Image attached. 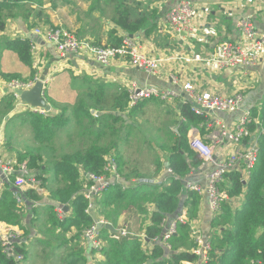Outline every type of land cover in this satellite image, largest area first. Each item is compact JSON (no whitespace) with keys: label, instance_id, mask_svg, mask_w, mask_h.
<instances>
[{"label":"trees","instance_id":"16d2710c","mask_svg":"<svg viewBox=\"0 0 264 264\" xmlns=\"http://www.w3.org/2000/svg\"><path fill=\"white\" fill-rule=\"evenodd\" d=\"M42 2V0H33ZM22 1L0 0V33L6 28V20L11 15L6 13L15 4ZM113 4L115 14L111 23L118 29L129 34H134L147 23L145 15L132 20L127 0H109ZM117 29H112L110 35L113 37ZM122 37H114L111 46L119 45ZM4 49L12 50L31 71L30 78H35L34 53L30 39H8L1 42ZM0 75L7 82L25 81L18 73L0 71ZM67 83L70 92L77 96L73 104H62L57 102L46 90L45 97L52 104L54 113H37L29 111L26 113L27 121L33 127L35 140L42 145L54 137H58L61 129L68 128L69 137H78V142L73 145L70 152L56 153L53 148L45 149L43 146L30 149L19 156V161H25L42 182V187L49 190V200L54 204L49 206L48 220L52 228L41 229L50 239L56 237L61 240L65 233L75 228L77 233L72 240L79 242L82 232L94 224L93 212L89 209L90 199L84 195L85 188L92 184L89 175L107 176L113 173L109 158L116 164V172L121 175L123 166L121 156L117 153L120 140L117 134V122L122 120L117 116V109L128 111L131 115L137 107L130 106V92L117 84H107L99 78L84 74L74 75L67 71ZM113 89L112 91H110ZM118 89L120 91L118 92ZM17 97L8 92L0 96V116H7L16 103ZM165 101V100H163ZM166 102V101H165ZM252 121L249 129L256 133L259 125L264 126V100L260 107H252L250 110ZM181 122L176 140L165 146L168 152L169 166L177 178H172L169 184H156L152 181L131 184L122 187L116 181L111 182L103 190L101 199L96 201L116 227L117 204L124 209L135 207L139 212L147 213V204L151 203L150 223L145 224V238L138 236H120L103 228L100 230L101 237L105 238L106 245L99 251L103 258L95 264H187L199 262V256L193 252L197 243L191 234V222L198 217L201 209L202 197L195 191L186 190L181 180L189 174L193 167L202 164V159L188 140V132L191 126H200L207 121L206 114H196L188 103L179 107ZM259 120V124L255 123ZM1 120V118H0ZM205 134V128L201 130ZM116 135V138L114 136ZM258 159L251 171L250 178L243 180L240 169H230L223 174L225 180L221 187L227 190L229 199L244 194V200L240 207L234 206L233 201L223 200L221 209L212 219V230L209 243L211 250L204 264H264V132H260ZM55 153V154H54ZM50 172L54 178H60V184L48 189L47 182ZM87 173L88 176L85 174ZM124 176V175H123ZM47 186V187H46ZM0 198V221L9 225L18 226L24 219L23 204L18 203L12 194L9 185ZM95 197V198H96ZM25 207L30 201L40 200V194L35 190L23 192ZM187 209L188 221L176 224V233L167 239L170 245L169 253L165 251V245L157 241L163 234V225L167 217L174 215L180 208L181 200ZM24 203V202H23ZM58 204V205H57ZM67 206L70 213L65 218L57 216L56 207ZM110 210V213H107ZM32 223V222H31ZM55 229L59 233L55 234ZM30 230H25L28 235ZM153 243L151 249L145 248V241ZM65 244V243H64ZM63 245V244H61ZM167 255H166V254ZM23 254L27 256L25 243L14 245L13 255L8 256L0 240V264H21L14 255ZM66 264H89L84 249L75 248L66 257Z\"/></svg>","mask_w":264,"mask_h":264},{"label":"crops","instance_id":"0c3cea01","mask_svg":"<svg viewBox=\"0 0 264 264\" xmlns=\"http://www.w3.org/2000/svg\"><path fill=\"white\" fill-rule=\"evenodd\" d=\"M49 1L51 4L46 3L45 0H42V2L26 0L13 5L10 10H6V13L8 14L11 12L12 16L7 18L6 28L0 33V71L18 73L23 79H26L25 77L27 76H31L30 69L20 62L19 59L17 60V55L15 56L11 50L4 49L1 45V42L4 40L28 38L35 46V50L33 51L35 61L32 67V69L35 70V76H39L41 79L47 81V89L57 102H60L59 93L62 84H68L67 76L62 78L67 74V71H72L74 75L87 74L95 78L104 79L107 82H114L117 83V87L120 88L124 87L128 89L129 85L134 82L140 87L171 89L178 93L174 99L170 101L165 100L167 103L175 102L176 104H174L176 106L175 119L179 121L178 127L175 129L176 134H173V139L168 143H164L163 146H158L154 143L156 147L158 146L157 148H159L160 151L156 150L151 163L147 166L142 165L140 162L139 166H133L132 163L125 159L124 149L118 147L117 153L121 156L120 161L123 166L124 172L122 174L124 176L119 172H117V177H115L113 173L107 175L106 177L109 179L110 183L116 181L121 184L122 187L124 186L127 188L131 184L139 183L140 181L169 184L172 178L177 177L174 174L171 175L167 171L170 166L168 152L165 146L172 144L178 135L179 123L181 122L179 107L187 101V94L183 89L184 83L192 81L200 89L219 92L223 95H234L237 92L242 93L244 95V102L239 112L225 114L223 116L219 115L228 127L235 126L243 110H251L252 107L261 105L264 100V51L260 56L257 66L232 70L227 69L223 71H214L210 68L203 67L202 64L165 61L162 66V74L158 77L133 67L128 61L123 59H117L109 65H102L93 60H89L87 56H63L58 53L56 47L45 35L36 33L37 28L64 27L73 31L79 39L83 41L90 40L99 45H109L114 37L118 36L121 38L124 35L130 36V34L122 29H118L115 24L111 23V19L115 14L114 7L112 8V16L109 20L104 21L102 27L93 26L90 29H86L83 22H80L74 15L76 10L67 7L72 5L70 0ZM179 1L180 0H127L126 3L129 5L132 20L143 15L148 19L142 29L132 34V38L140 44L143 52L156 57H169L170 55H185L196 52L208 54L224 40L238 42L241 39L238 24L244 17L251 18L257 29L264 34V0H191L194 8L197 10V14L190 22L188 30L178 34L172 30L167 22L166 12L172 5ZM95 27L99 29L97 32H93ZM112 29H117L113 37L110 35ZM172 75H177L181 80L180 83H172L170 80ZM7 84H9V82L4 80L0 75V89H8L9 86H7ZM55 84L57 86H54ZM58 86L59 89L56 88ZM153 99L159 98L151 97L142 100L145 101L141 104L142 107ZM23 108L21 101L17 99L14 110L26 113L32 111L26 108L23 110ZM136 109L140 108L137 107ZM128 111L129 108L127 111L117 109V116H121L122 119L125 118L124 116L132 118L135 112L129 115ZM7 116H0V157L4 159L17 158L19 160L21 153L17 152L18 150L14 147V144L4 145V142H10L9 137H7L6 124L3 122ZM28 123L30 124V122ZM123 123H128V120ZM198 128L199 126L190 127L188 132L189 143H191L195 137L199 138L200 136V138H202V132ZM199 131L201 132L200 135ZM121 138H123L122 140H127L126 134L122 135L120 139ZM169 138H171V136ZM72 148L73 146L70 147L69 150L56 153L70 152ZM153 148L154 147H152V149ZM232 149V146L228 145L227 148H225V152L220 151L219 156L225 157V154L230 153ZM198 156L200 157L199 154ZM140 168L144 170L141 171ZM213 170L214 166L211 163L206 164L204 160H202V164L193 167L186 177H190L204 184L206 183V175ZM240 171L243 173V165L240 167ZM46 176L49 177L47 182L48 189L59 185V183L56 184V181L57 179L60 180V178H54L53 174L50 172H48ZM6 185H9L14 196L15 187L13 184H9L8 182L2 184L0 182V198L3 191L6 189ZM38 193L41 196L40 200L34 202L30 201L28 207H25V201L21 203L23 204L24 219L20 225L13 226L0 221V235H5L8 230H12L11 227H15L17 231L20 229L23 234L22 242L25 243L26 249L31 251L29 264L35 263V255H38L40 252L45 253L50 251V248L53 247L59 251L57 257H60L59 262L61 264H66V257L70 255L75 248L84 249L89 264H95L100 261L103 256L100 252L91 249V244L88 239L81 236L79 242L77 240H72V236L77 233L74 227L66 232L64 238L61 240L54 237L50 239L48 243H44L51 238L43 231L45 230L44 228H52L48 217L49 206L54 204V202L49 200V190H47V188ZM235 198L242 202L244 200V194L236 196ZM92 200L94 206L96 198ZM184 200V198L181 200V204H183L178 214L182 213V210H185L187 213ZM96 205H98V203H96ZM93 206L91 211L93 212L94 220L103 217L99 205L96 210H94ZM146 206L149 211L143 213L139 212L135 207L124 209L117 204L116 228L119 230L117 235L124 236L121 234V230L126 228L129 232L126 236L135 235L145 238V224L150 223L151 210H153L151 203ZM59 208L64 209L61 205L56 207L55 210L59 218H65V215H67L66 213H70L69 211L63 210L64 214L60 217L57 211ZM173 218L174 216L172 215L165 219L163 233ZM102 219L107 222L109 220H106L104 217ZM212 219V211L206 199H204L201 201V209L198 212V217L195 221L191 222V225L194 229L198 230L203 237L210 238L211 232H214L211 226ZM109 223L113 224L111 221ZM41 229H43V231H41ZM25 230H30L28 235H25ZM59 231V229H55V234L57 235ZM162 244L163 246L165 245L164 242H162ZM152 246L153 243L151 241H145V248L151 249ZM65 252H68V254H65ZM165 252L168 254L167 251Z\"/></svg>","mask_w":264,"mask_h":264},{"label":"built area","instance_id":"2783aa9c","mask_svg":"<svg viewBox=\"0 0 264 264\" xmlns=\"http://www.w3.org/2000/svg\"><path fill=\"white\" fill-rule=\"evenodd\" d=\"M196 14L197 10L191 0H180L167 10L166 19L172 30L180 34L188 30L190 22ZM238 29L241 33V39L238 42L224 40L208 54L196 52L185 55H170L169 57L148 55L143 52L140 44L128 35L122 36L119 45L111 46L99 45L90 40L83 41L73 31L64 27L37 28L36 33L45 35L56 47L60 55L87 56L89 60L102 65H109L117 59H123L128 61L133 67L158 77L162 74V66L165 61L202 64L203 67L214 71L257 66L264 51V34L257 29L254 21L249 17H244L239 21ZM31 47L32 51H34L35 46L33 43ZM37 80L43 79L35 76L34 79L25 81L14 80L9 83V87L11 89L15 87L28 89ZM170 80L174 84H178L181 81L177 75H172ZM43 81L47 82L46 80ZM128 89L130 92V105L151 97L170 101L178 95L175 90L140 87L134 82L129 85ZM183 89L187 94L186 103L190 105L191 110L196 114L205 113L207 116V121L198 128L200 131L205 128L204 136L202 135V138L200 136L199 138H193L191 144L206 164L211 163L214 166V170L206 175V183L204 184L190 177H183L181 180L186 190L195 191L202 197V200L206 199L214 217L220 211L223 200L233 201L234 206L240 207V200L235 197L229 199L227 190L225 188L222 189L221 185L225 181L223 174L230 169H240L243 165V180L247 181L250 178L251 171L258 159L259 134L264 132V126L259 125L256 133L250 131L249 123L253 120L250 110H243L239 120L232 127H228L223 119L219 117V115L237 113L241 110L244 102L242 93L223 95L219 92L200 89L192 81L184 83ZM22 105L24 109L42 113L41 110L27 104L22 103ZM257 107H260V105ZM254 121L259 124L258 119ZM200 131L199 135L201 134ZM228 145L232 146V151L225 154V157H220V151L225 152V148ZM109 163H111L113 168V174L117 177L115 162L109 158ZM167 171L173 175L172 169L169 168ZM85 174L88 176L87 173ZM89 178L93 182L85 188L84 195L92 201L93 198L109 186L110 181L102 175L91 174ZM176 178L179 179V177ZM0 182L2 184L7 182L13 184L15 187L14 197L18 203L25 201L23 198V192L25 191L30 189L37 192L44 191L41 186L42 182L36 173L29 168L25 161H19L17 158L4 159L0 157ZM92 206L93 204L90 202V210ZM63 210L62 208L57 209L60 217L64 214ZM102 218L96 219L94 224L81 234L83 238L85 237L89 240L91 249H96L97 252L101 250L104 243L100 230L104 228L105 223H108ZM187 221V213L182 210V213L171 219L163 235L157 239L161 243L164 242L168 253L170 245L167 244V239L176 233V224L178 222L185 223ZM11 228L12 230H8L5 235H0L1 243L8 256L13 255L14 245L21 243L23 239L20 229L17 231L15 227ZM128 233L126 228L121 230V234L124 236ZM191 234L197 243V247L192 250L199 256V262H189L187 264H204L211 250L209 238L203 237L193 226ZM14 258L21 263L24 260V255L17 254L14 255Z\"/></svg>","mask_w":264,"mask_h":264},{"label":"rangeland","instance_id":"374dc122","mask_svg":"<svg viewBox=\"0 0 264 264\" xmlns=\"http://www.w3.org/2000/svg\"><path fill=\"white\" fill-rule=\"evenodd\" d=\"M108 1L109 0H70V3H72L74 8L72 5L67 7H71L70 9H75L76 11L74 12V15L76 18L80 22H83V25L86 29H90L93 26L102 27L104 21L109 20L112 16L113 4ZM45 2L51 4L49 0H45ZM96 27L93 29V32H97V30H99ZM11 52L16 56L14 51L11 50ZM81 75L83 76L84 74ZM25 78L31 79L30 76ZM99 80L104 81L107 84H117L114 82H107L104 79ZM7 86H9V84H7ZM54 86L57 85L55 84ZM56 88L59 89V86ZM11 90L12 89L10 87L8 89H0L1 96L8 92H12ZM70 90L71 89L68 87V84H62L59 93L60 103H75L78 97L75 96L74 93L70 92ZM112 90L113 89L110 91ZM119 91L120 89H118V92ZM143 102L145 101H139L138 103L134 104L131 102L130 103L131 105L136 106ZM174 104L175 102L167 103L160 99H153L152 101L147 102L144 107L139 106L140 109L135 111V114L132 118L124 116L125 118L117 122V138L120 139V137L125 134L127 137V140H122L119 143V148L124 149L125 159L132 163L133 166H139V162L144 166L149 165L152 161L154 153H156V150H159L157 147L160 145L163 146L164 143H168L173 139V134H176L175 129L178 127L179 121L178 119H175L176 104ZM23 110L25 109L23 108ZM126 120H128V123H123ZM3 122L6 124L7 137L10 139V142H4V145L7 146L13 143L14 147L17 148L18 153H22L41 146H43L45 149L53 148L56 150V152H60L63 150H69L70 147L75 145L79 140V138L76 136L72 138L67 136L66 134L68 133V128H64L59 131L61 134L58 137H54L53 140H49L44 143V145H42L38 140H35L34 130L33 127L27 122L26 112L19 110H14L11 112ZM170 136L171 138H169ZM114 138H116V135ZM154 143L158 146L156 147ZM152 147L154 148L152 149ZM140 170L143 171L144 169L140 168ZM57 183L60 184L59 179H57L56 184ZM102 193L103 191L98 195L100 199ZM98 197H96V199ZM96 203L98 202L95 200L93 206L94 210L98 209L99 203L98 205H96ZM100 212L103 217L108 220L106 218V213L102 212V208L100 209ZM107 213H110V210H108ZM108 222L110 221L108 220ZM101 238L104 242L103 246H105L106 240L103 237ZM93 251H96V249H93ZM30 252V250H27V257L22 261L21 264H29ZM58 254L59 251L54 247L50 248V251L45 253L40 252L38 255H35L34 264H61L59 262L60 257H57ZM65 254H68V252H65Z\"/></svg>","mask_w":264,"mask_h":264},{"label":"water","instance_id":"95a60500","mask_svg":"<svg viewBox=\"0 0 264 264\" xmlns=\"http://www.w3.org/2000/svg\"><path fill=\"white\" fill-rule=\"evenodd\" d=\"M9 1H26V0H9ZM130 37H133L130 34ZM47 85L43 80H37L35 84L28 89L15 87L12 89V93L24 104H27L33 108L41 110L42 113H54L55 110L51 103H49L45 97ZM182 205L180 206L179 210L173 215L174 217L180 212ZM64 210L68 211V207H63ZM100 227H102L100 225ZM104 228L108 229L112 233H118L119 230L114 227L111 223H105L103 226ZM168 252V251H167Z\"/></svg>","mask_w":264,"mask_h":264}]
</instances>
